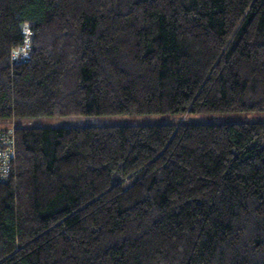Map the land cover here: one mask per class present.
Returning a JSON list of instances; mask_svg holds the SVG:
<instances>
[{
    "label": "trees",
    "instance_id": "1",
    "mask_svg": "<svg viewBox=\"0 0 264 264\" xmlns=\"http://www.w3.org/2000/svg\"><path fill=\"white\" fill-rule=\"evenodd\" d=\"M252 111L264 0H0V264H264V121L20 124Z\"/></svg>",
    "mask_w": 264,
    "mask_h": 264
},
{
    "label": "rangeland",
    "instance_id": "2",
    "mask_svg": "<svg viewBox=\"0 0 264 264\" xmlns=\"http://www.w3.org/2000/svg\"><path fill=\"white\" fill-rule=\"evenodd\" d=\"M185 119L192 123H229V122H255L264 121V111L243 113H204V114H119L109 116H67L49 118H30L22 120L25 126H111V125H144V124H176ZM11 124L9 127H12ZM0 121V131L9 128Z\"/></svg>",
    "mask_w": 264,
    "mask_h": 264
},
{
    "label": "built area",
    "instance_id": "3",
    "mask_svg": "<svg viewBox=\"0 0 264 264\" xmlns=\"http://www.w3.org/2000/svg\"><path fill=\"white\" fill-rule=\"evenodd\" d=\"M0 176L2 178L9 175V166L6 164L13 158L14 154V141L11 135H0Z\"/></svg>",
    "mask_w": 264,
    "mask_h": 264
}]
</instances>
